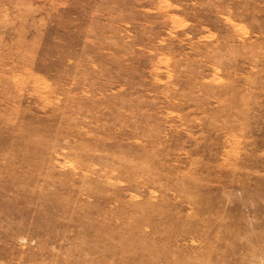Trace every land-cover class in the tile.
Returning <instances> with one entry per match:
<instances>
[{"label":"rangeland","instance_id":"rangeland-1","mask_svg":"<svg viewBox=\"0 0 264 264\" xmlns=\"http://www.w3.org/2000/svg\"><path fill=\"white\" fill-rule=\"evenodd\" d=\"M0 264H264V0H0Z\"/></svg>","mask_w":264,"mask_h":264}]
</instances>
